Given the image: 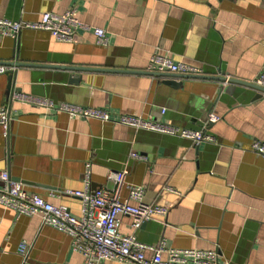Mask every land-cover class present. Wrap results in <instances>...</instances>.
Wrapping results in <instances>:
<instances>
[{
    "label": "crops",
    "instance_id": "crops-1",
    "mask_svg": "<svg viewBox=\"0 0 264 264\" xmlns=\"http://www.w3.org/2000/svg\"><path fill=\"white\" fill-rule=\"evenodd\" d=\"M66 10L90 27L71 42L43 29L0 33V65L13 72L11 82L9 68L0 72V106L10 118L8 140L0 126V171L78 216L80 200L64 191L83 188L87 164L93 189L111 187L108 172L126 169L125 183L143 186L144 202L167 210L135 231L141 242L214 251L215 264H264V155L251 148L264 143V93L220 79L253 82L264 72V0H0V18L14 21ZM95 27L105 31V44L96 42ZM154 51L199 72L148 71ZM11 90L104 109L112 119L127 113L202 129L214 140L195 145L174 134L71 117L11 98ZM210 114L219 120L209 123ZM127 195L125 185L120 198ZM119 230L133 231L130 217H121ZM21 242L30 247L24 263ZM0 264H83V257L39 214L17 216L0 204Z\"/></svg>",
    "mask_w": 264,
    "mask_h": 264
},
{
    "label": "built area",
    "instance_id": "built-area-1",
    "mask_svg": "<svg viewBox=\"0 0 264 264\" xmlns=\"http://www.w3.org/2000/svg\"><path fill=\"white\" fill-rule=\"evenodd\" d=\"M43 29L50 32L56 40L71 42L79 28L90 29L89 26L78 20L73 10L62 13L43 12L38 21H20L0 18V33L16 37L21 29ZM98 44H105L107 36L102 28H93ZM7 68L0 65V72ZM146 70L152 72H170L182 74H197L199 68L184 63L175 62L169 55L154 51L150 56ZM224 83H227V79ZM253 83L264 87V72L258 74ZM264 93V92H263ZM11 98L17 97L31 101L37 105L53 108L58 112H66L71 117L96 118L104 121H115L137 129H146L161 133L174 134L191 140L195 145L204 141H213L214 137L204 130L179 128L171 124L146 119L134 114H120L112 119L108 111L100 108L80 106L70 103L53 104L41 97L30 96L11 90ZM219 116L210 114L208 122H216ZM9 112L5 105L0 106V126L4 137H9ZM251 148L264 155V143L253 141ZM132 157L145 159L135 152ZM126 169L110 171L107 181L111 187L101 186L91 188L89 164L83 173V188L68 189L64 194L77 197L81 202L78 216L70 213L64 205H54L37 194L28 193L22 183L10 176L7 170L0 171V204L12 208L17 216L39 214L41 224L51 226L71 237V247L83 257V264H105L108 260L123 261L130 264H215L217 254L214 251L201 249H171L162 244L151 246L141 242L135 231L150 219L162 217L166 214V207L146 203L143 200L145 189L141 185L125 183ZM128 188L126 198H120L123 186ZM134 202V203H133ZM131 219L133 231L129 234L120 232L121 217ZM29 245L21 242L17 251L23 263L28 257ZM166 252L168 257L162 258Z\"/></svg>",
    "mask_w": 264,
    "mask_h": 264
},
{
    "label": "water",
    "instance_id": "water-1",
    "mask_svg": "<svg viewBox=\"0 0 264 264\" xmlns=\"http://www.w3.org/2000/svg\"><path fill=\"white\" fill-rule=\"evenodd\" d=\"M7 65L8 66L15 65V66L50 67V68H64V69L71 68L70 66H66V65H62V64H36V63H25V62H23V63L22 62H9ZM7 73L9 74V78H10V82H11L13 72H11V69H8ZM164 74L174 75V73H164ZM220 79L223 81V80H226V77L222 76ZM227 81L232 82V83H237V84H240L243 86H247L250 88H254L260 92H264V87L257 85L253 82H245V81L237 80L234 78H228ZM9 88H10V86H9ZM259 95L260 94H257V96H259Z\"/></svg>",
    "mask_w": 264,
    "mask_h": 264
}]
</instances>
